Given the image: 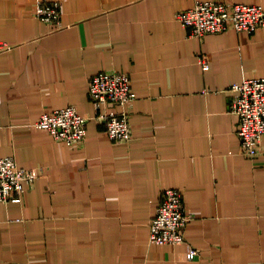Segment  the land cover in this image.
<instances>
[{
  "label": "crops",
  "instance_id": "crops-1",
  "mask_svg": "<svg viewBox=\"0 0 264 264\" xmlns=\"http://www.w3.org/2000/svg\"><path fill=\"white\" fill-rule=\"evenodd\" d=\"M201 1L0 0V157L40 172L0 204V264H264V139L243 155L230 110L232 85L264 78V27L190 37L175 17ZM46 2L60 26L36 17ZM102 71L137 93L128 142L108 137L89 98ZM67 106L87 118L80 146L35 126ZM172 188L191 217L184 241L154 246Z\"/></svg>",
  "mask_w": 264,
  "mask_h": 264
},
{
  "label": "built area",
  "instance_id": "built-area-1",
  "mask_svg": "<svg viewBox=\"0 0 264 264\" xmlns=\"http://www.w3.org/2000/svg\"><path fill=\"white\" fill-rule=\"evenodd\" d=\"M35 15L43 23L60 26V6L56 2L40 3ZM175 19L189 36L202 39L207 34H219L228 28L253 34L264 27V9L259 4L203 0L192 8L176 14ZM202 70H208L205 56L199 58ZM89 98L99 121L104 122L108 137L114 142L131 139L129 105L137 98L131 89L129 75L102 71L88 83ZM231 112L239 123L237 136L243 155L256 158L264 137V78H249L231 86ZM87 118L73 106L55 109L40 115L35 126L67 146H80L85 139ZM40 175L39 170L19 167L11 157H0V204L18 203L29 185ZM156 212L150 222L148 242L154 246L182 244L184 229L190 215L184 208L183 194L178 190L162 191ZM195 251L191 250L193 254ZM190 253V254H191Z\"/></svg>",
  "mask_w": 264,
  "mask_h": 264
}]
</instances>
